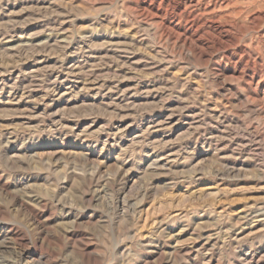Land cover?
I'll use <instances>...</instances> for the list:
<instances>
[{
    "label": "rangeland",
    "instance_id": "rangeland-1",
    "mask_svg": "<svg viewBox=\"0 0 264 264\" xmlns=\"http://www.w3.org/2000/svg\"><path fill=\"white\" fill-rule=\"evenodd\" d=\"M0 264H264V0H0Z\"/></svg>",
    "mask_w": 264,
    "mask_h": 264
},
{
    "label": "bare ground",
    "instance_id": "bare-ground-1",
    "mask_svg": "<svg viewBox=\"0 0 264 264\" xmlns=\"http://www.w3.org/2000/svg\"><path fill=\"white\" fill-rule=\"evenodd\" d=\"M116 43V42H115ZM78 83V82H77ZM185 135V134H184ZM136 137V136H135ZM134 138V137H133ZM136 139H137V137H136ZM132 141H134L133 139H131ZM131 141V143H133ZM154 156V155H153ZM156 156V155H155ZM150 158V157H149ZM165 159V158H164ZM163 159V160H164ZM166 161V160H165ZM161 163H162V160L160 159V158H157V157H155L152 161H151V163L148 165V168H150V169H152V168H154V167H156V166H159V165H161ZM165 163V162H164ZM164 166V165H163Z\"/></svg>",
    "mask_w": 264,
    "mask_h": 264
}]
</instances>
